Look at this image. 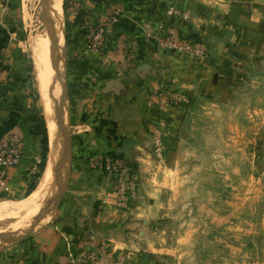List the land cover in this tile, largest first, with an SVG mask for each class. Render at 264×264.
<instances>
[{
    "label": "crops",
    "instance_id": "obj_1",
    "mask_svg": "<svg viewBox=\"0 0 264 264\" xmlns=\"http://www.w3.org/2000/svg\"><path fill=\"white\" fill-rule=\"evenodd\" d=\"M62 4L66 41L61 78L71 140L69 172L53 220L15 244L0 246V264H67L68 249L81 256L101 241L109 248L104 264H157L152 228L163 205L161 181L152 171L151 92L166 83L190 95L202 109L232 110L233 116L240 110L244 135L258 122L254 154L264 157V0H63ZM116 7L122 16L101 44V55L86 52L85 29L103 24ZM168 7L187 12L189 19L174 25L182 35L206 45L205 58L190 59L157 44L154 37L161 34ZM15 15L13 0H0V142L11 131L22 137L21 162L10 171V188L3 197L20 202L34 191L26 196L28 169L40 159V143L31 120L37 110L32 61L16 36ZM110 152L133 163L141 179L138 197L127 208L115 204L114 190L103 173L87 165L90 155ZM24 228L18 224L6 236Z\"/></svg>",
    "mask_w": 264,
    "mask_h": 264
},
{
    "label": "rangeland",
    "instance_id": "obj_2",
    "mask_svg": "<svg viewBox=\"0 0 264 264\" xmlns=\"http://www.w3.org/2000/svg\"><path fill=\"white\" fill-rule=\"evenodd\" d=\"M34 1L13 0V6L19 29L16 36L24 44L28 58L32 61L37 114L44 120L33 67V49L39 41L23 20L24 4L28 3L32 11ZM57 1L62 28L58 22L60 64L55 82L60 97L63 72L61 58L66 33L63 0ZM37 22L34 25H38ZM204 49L203 56H182L201 60L207 55L205 44ZM161 85L167 93L175 95L173 98L177 96V100H164L162 106L153 102L155 110H152L155 115L152 171L161 181L160 200L163 205L152 228L155 240L153 247L158 251L155 257L157 264H264V157L261 155L258 159L254 154L258 145V141L254 140L258 137V122L254 121L248 128L251 133L247 129L244 135L240 110H234L233 116L232 112L229 113L232 110H211L210 106H203L202 109L198 102L193 104L190 95L182 90L166 83ZM166 143L169 146L165 150ZM65 171L62 170V177ZM134 172L136 194L125 199H120L117 185L103 174L114 190L115 204L124 208L132 205L138 197L141 179L136 168ZM40 176L34 180L35 187ZM0 200L7 198L2 195ZM51 200V197L46 198L43 209L52 206ZM55 210L48 212L28 234L53 220ZM34 218L23 223L26 228L21 233H11L10 236L16 238L24 235ZM14 222L12 218L1 219L0 231H7L8 227L14 230ZM16 242H0V246ZM119 261L123 263L122 258Z\"/></svg>",
    "mask_w": 264,
    "mask_h": 264
},
{
    "label": "built area",
    "instance_id": "obj_3",
    "mask_svg": "<svg viewBox=\"0 0 264 264\" xmlns=\"http://www.w3.org/2000/svg\"><path fill=\"white\" fill-rule=\"evenodd\" d=\"M122 16V10L116 7L110 11L106 21L103 24L90 26L86 34L85 51L101 55V44L108 38L119 19ZM165 19L161 23V34L155 35L157 44L171 53L177 55H189L190 57L203 56L205 53L204 43L184 40L179 31L177 30L174 22L187 21L189 19L187 12L177 10L174 7H168L164 11ZM144 32L149 35V26L144 27ZM170 92L167 93L166 89L161 85H157L151 92V99L153 102H158L161 106L164 100H177V96L173 98ZM159 139V138H158ZM22 137L17 131L9 132L0 142V195L8 192L9 173L15 169L21 162ZM158 144V141H156ZM39 160L29 167L28 173L35 174ZM87 164L90 168L100 170L107 178L113 180L117 185V192L120 199L125 197H133L136 194V176L134 169L124 161H115L110 156L92 154L87 158ZM69 247V246H68ZM109 257L108 245L101 241L93 249L89 250L84 255L78 256L68 249L67 264H104Z\"/></svg>",
    "mask_w": 264,
    "mask_h": 264
},
{
    "label": "bare ground",
    "instance_id": "obj_4",
    "mask_svg": "<svg viewBox=\"0 0 264 264\" xmlns=\"http://www.w3.org/2000/svg\"><path fill=\"white\" fill-rule=\"evenodd\" d=\"M57 2V0H35L32 11L31 9L29 10L28 3L24 4L23 20L33 30L39 41L33 49V67L36 89L48 136V155L39 182L27 198L20 202L0 200V220L3 218H12L15 220V225L27 222L39 214L43 209L46 198L52 196L50 182L52 181L53 161L56 156L57 158L60 156L54 139V130L56 128L54 129L55 126L53 124L55 116L54 106L60 98L59 87L55 82L54 71L52 69V56L54 53L59 56L60 52L58 51V45L60 41V28H62L60 5L58 4L57 6ZM36 20L39 22V24L37 22L38 25H34ZM58 22L60 23V28ZM59 64L60 59L58 66ZM11 230L0 231V236H6L7 232Z\"/></svg>",
    "mask_w": 264,
    "mask_h": 264
},
{
    "label": "water",
    "instance_id": "obj_5",
    "mask_svg": "<svg viewBox=\"0 0 264 264\" xmlns=\"http://www.w3.org/2000/svg\"><path fill=\"white\" fill-rule=\"evenodd\" d=\"M58 61L59 56L54 53L52 56V68L54 70V78H58ZM55 110V127L56 132L54 133V139L56 145L60 148V157L57 160L53 161L52 167V177H53V186L55 189L54 197L51 200L52 206L50 208H44L35 216L32 220L29 228L26 230L24 235L19 237L11 236H0V242L10 243L21 240L24 236L28 235L33 226H35L44 216L48 214L51 210H55L62 198L65 181L67 174L69 172L70 162H71V140L68 129V122L66 119V93L65 86L61 83L60 98L57 104L54 106ZM47 134V133H46ZM48 141V136H47ZM56 146V148L58 149ZM56 149V150H57ZM66 169L64 176L62 177V170Z\"/></svg>",
    "mask_w": 264,
    "mask_h": 264
},
{
    "label": "trees",
    "instance_id": "obj_6",
    "mask_svg": "<svg viewBox=\"0 0 264 264\" xmlns=\"http://www.w3.org/2000/svg\"><path fill=\"white\" fill-rule=\"evenodd\" d=\"M64 8V5L62 4V9ZM88 33V28L85 29V36ZM180 36L184 39V40H190V41H194V42H199V39L193 38L191 36H184L180 33ZM38 110H36L35 114L32 116L31 120L33 122V131L34 133L39 137V143H40V159H39V163L37 165V170L35 172V174H28V186H27V190H26V196L29 195L35 188V183L34 180L37 179L40 174L42 173L44 167H45V163H46V157H47V152H48V141H47V135H46V129H45V123L44 120L42 118V116H38ZM106 155L110 156L113 160L115 161H119V160H123L122 157L116 153L110 152L107 153ZM130 168L133 170L135 169V165L133 163H130L128 161H125ZM2 195H0L1 197Z\"/></svg>",
    "mask_w": 264,
    "mask_h": 264
}]
</instances>
